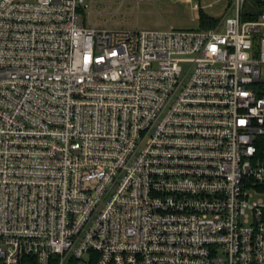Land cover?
Masks as SVG:
<instances>
[{
  "label": "built area",
  "instance_id": "2783aa9c",
  "mask_svg": "<svg viewBox=\"0 0 264 264\" xmlns=\"http://www.w3.org/2000/svg\"><path fill=\"white\" fill-rule=\"evenodd\" d=\"M92 2L0 0V264H264V0L165 30Z\"/></svg>",
  "mask_w": 264,
  "mask_h": 264
},
{
  "label": "rangeland",
  "instance_id": "374dc122",
  "mask_svg": "<svg viewBox=\"0 0 264 264\" xmlns=\"http://www.w3.org/2000/svg\"><path fill=\"white\" fill-rule=\"evenodd\" d=\"M93 1L91 10L82 11V23L107 28L129 29H197L202 12L208 17L220 18L227 0H153L136 4L123 0ZM90 13V14H89ZM186 70L187 68L184 67ZM258 196L254 195L252 201Z\"/></svg>",
  "mask_w": 264,
  "mask_h": 264
},
{
  "label": "trees",
  "instance_id": "16d2710c",
  "mask_svg": "<svg viewBox=\"0 0 264 264\" xmlns=\"http://www.w3.org/2000/svg\"><path fill=\"white\" fill-rule=\"evenodd\" d=\"M199 21V28L200 29H210L215 26L217 20L212 17H208L207 15L203 14L202 12L199 14L198 17Z\"/></svg>",
  "mask_w": 264,
  "mask_h": 264
},
{
  "label": "crops",
  "instance_id": "0c3cea01",
  "mask_svg": "<svg viewBox=\"0 0 264 264\" xmlns=\"http://www.w3.org/2000/svg\"><path fill=\"white\" fill-rule=\"evenodd\" d=\"M184 1H186V0H184ZM122 2H126V1L123 0ZM136 4H139V3H136Z\"/></svg>",
  "mask_w": 264,
  "mask_h": 264
}]
</instances>
